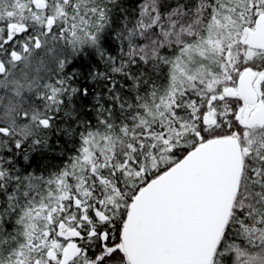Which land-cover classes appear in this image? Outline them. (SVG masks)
I'll use <instances>...</instances> for the list:
<instances>
[{
  "label": "snow or ice",
  "instance_id": "snow-or-ice-1",
  "mask_svg": "<svg viewBox=\"0 0 264 264\" xmlns=\"http://www.w3.org/2000/svg\"><path fill=\"white\" fill-rule=\"evenodd\" d=\"M0 264H264V0H0Z\"/></svg>",
  "mask_w": 264,
  "mask_h": 264
}]
</instances>
